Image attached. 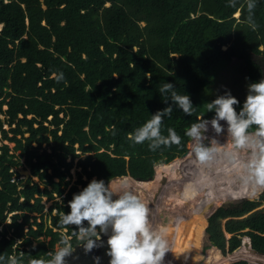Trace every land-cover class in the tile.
Returning <instances> with one entry per match:
<instances>
[{
	"label": "trees",
	"instance_id": "1",
	"mask_svg": "<svg viewBox=\"0 0 264 264\" xmlns=\"http://www.w3.org/2000/svg\"><path fill=\"white\" fill-rule=\"evenodd\" d=\"M246 5L247 0L231 7L228 0H0V139L14 143L13 150L0 144V255L16 257L18 264L50 259L61 238L71 237L58 224L60 216L69 211L73 193L93 178L146 187L150 202L153 191V199H161L156 181L169 175L170 206L157 208V231L176 229L172 257H189L187 251L200 247L204 227L205 264L226 261L218 252H233L243 237L235 256L264 253V189L247 182L244 166L257 151L255 125L246 130L249 144L234 150L230 134L209 127V159L201 162L191 150L165 164L187 150L185 133L192 123L214 116L206 103L216 98L215 79L233 60L242 63L248 84L263 79L264 0H257L251 21ZM61 72L64 79L57 81ZM164 82L189 95L194 109L188 116L173 106L161 133L174 129L180 142L153 151L150 142L129 137L168 106L159 92ZM18 158L29 169L26 179L17 171ZM156 162L163 164L155 167V179L146 180ZM73 166L76 179L62 195ZM200 197L208 202L201 205ZM43 198L51 201L47 211ZM240 198L253 199L217 208ZM183 216L187 225L181 232ZM165 218L171 222L162 224ZM70 243L82 242L72 237ZM259 260L264 264V255Z\"/></svg>",
	"mask_w": 264,
	"mask_h": 264
},
{
	"label": "clouds",
	"instance_id": "2",
	"mask_svg": "<svg viewBox=\"0 0 264 264\" xmlns=\"http://www.w3.org/2000/svg\"><path fill=\"white\" fill-rule=\"evenodd\" d=\"M236 3L237 0H228L230 7ZM256 3L257 0H247L249 21L252 20L251 13ZM55 79L63 80V73L56 74ZM159 92L168 106L151 114V119L136 128L129 137L137 144L150 142L149 147L153 151L161 145L168 146L180 142V137L174 129L169 128L167 136L161 133L162 120L171 115L173 106L188 116L194 109L189 95L178 94L173 82H164ZM206 106L208 112L214 113L213 118L200 119L192 123L185 133L192 139V151L195 156L203 162L212 155L210 147L204 143L209 127L216 134L226 131L231 135L235 145L244 146L250 141V137L245 134L246 130L255 125L253 143L257 151L246 165L247 182L257 191L264 189V79L247 85L242 102L226 89L222 95H217L215 99L206 103ZM220 121H224V125H221ZM213 140L216 139L210 141ZM111 184V180L106 184L104 179L93 178L86 186L73 193L67 203L69 211L64 212L58 221L61 227L69 229L71 237L67 235L62 237L61 246L50 254V259L46 262L33 260L32 264H68L66 258L71 257L75 250L70 243L72 237L79 239L82 242L80 246L86 252H90L98 246L102 235L107 236L106 255L110 257L108 264H162V259L168 252L167 241L164 235L151 225L147 205L127 184L121 185L118 191L112 190ZM59 202L62 204L60 199ZM70 225H74L75 228L70 229ZM246 238L249 242L248 247L251 248L250 240ZM243 241L244 237L240 246ZM240 246L237 249H240ZM254 252L259 255L258 252ZM98 260L99 258H96V264ZM0 264H18V260L16 257L6 260L0 255Z\"/></svg>",
	"mask_w": 264,
	"mask_h": 264
},
{
	"label": "rangeland",
	"instance_id": "3",
	"mask_svg": "<svg viewBox=\"0 0 264 264\" xmlns=\"http://www.w3.org/2000/svg\"><path fill=\"white\" fill-rule=\"evenodd\" d=\"M238 15H239L238 12H237V14L235 13V16L236 17ZM262 62L264 64V60ZM242 70H243L242 63L240 61L233 60L229 64V66L226 67L225 70L221 71L219 73V75L217 76V78L215 79V82H214V85H213L214 94L216 96L217 95H222L224 93V91L227 89V90H230L231 95L234 96L236 99H242V100H244L245 95H246V92H247V85H248V83L246 82V80L244 79V77L242 75ZM263 79H264V77H263ZM5 108H6V106L4 105L3 106V109H5ZM1 117H3V116H1ZM212 118L205 119V120H211ZM221 123L222 122L220 121V124ZM3 128L8 129L9 126L6 125V124H4L3 125ZM248 133H252V132H248ZM209 134H211V133H209V131H208L206 133V135H209ZM231 142H233V140ZM2 143L7 144L9 146V148L13 150V146H14V143L13 142L8 141V140H2V139H0V144H2ZM204 143H205L206 146L208 144H210L207 141V139H205ZM188 144H187V150H188V154H189V152L192 150V147H193L192 139L191 138H190V142ZM236 146L237 145L234 146L233 150L236 149ZM188 154L186 156H188ZM186 156L181 157V155H180V156L174 158L172 161H170L168 163H165V164H169V163L174 162L176 160H183ZM18 159H19V162L22 165L19 166V168L17 169V171H18V173H19V175H20L21 178L26 179L29 176V173H30L29 172V169L27 167H25V165L23 164V159L22 158H18ZM69 159H70V157H68L67 160H69ZM75 162H76V159L74 160V163ZM159 164H163V163H159ZM159 164H156V165L153 166L152 175H151V177L149 179H146V180L152 181V180L155 179V167L157 165H159ZM247 164H245L244 166H246ZM244 166H242L239 169H242ZM75 170H76V167L75 166H73L70 169L71 177L70 178L69 177H66V180L69 182V185L65 188L64 193L62 195L66 194V192L69 189V187L75 181V179H76ZM232 175H233V173L228 175V176H230V181L233 180L234 175L233 176ZM171 177L172 176L169 175V176H166V177L159 178L158 181H156L159 184V186H160L159 196L161 197V199H158V200H157V198H154L153 199L154 195L157 196V194H156L157 192L153 191L155 194H153V197L151 196V198H149L150 202H146V199H145V197H146V187L140 189V188H137V187H135L133 185H129V184L123 182V181H118L119 179H116V181H114V183L111 184L110 186H111L112 190H114V191H118L120 189L121 185H123V184H127L128 186H130V188L133 191V193L136 194L145 204L147 203L146 205H147L148 210H149L148 211V219H149L151 225L153 226V228L157 230L159 228V224H160L157 208L160 205H162L161 207H164V206L168 207V205H169L168 204L169 200H168L167 194H169L168 193V190H169V187L170 186H169L168 182L171 179ZM130 178L133 179V180H135V181H137V179H135V178H133L131 176H130ZM227 178L229 179V177H227ZM32 180H34L36 182H39V179L37 177H32ZM54 180H57V179L55 178ZM121 180H123V179H121ZM146 180H144V181H146ZM228 183H230V182H228ZM150 186H152V185H150ZM202 196H203V194H202ZM201 197L199 198V202L201 203V205H203L202 202H208V200L206 201V199H203ZM214 198L215 197L212 198V201H210L209 204L213 202ZM253 198H256V197H253ZM59 199H60V197H57L56 198V200H58V202H59ZM43 203H44V211H47V209L49 208V206L51 204V201H46L45 198H43ZM209 204H207V205L209 206ZM262 207H264V203H263ZM170 208L173 209V211H172L173 213H177V214H180V210L185 211V210H188L189 209V207H187V206L181 207L180 210L179 209H176V207H174V208L173 207H170ZM54 212H56L55 209L52 210V213H54ZM156 214H157V216H155ZM183 214H184V212H183ZM186 219H187V217H184L183 216V222L184 223H185V220ZM169 222H171V219H169V220H167V218L161 219V223L162 224H169ZM186 225L184 226V230H186L185 229ZM205 228L206 227L203 228L204 231H205ZM204 231H203V233L201 235V238H200V241H201L200 247L197 246V247L191 248V250L187 251V256H189V257H183V255H182V257L179 259L178 256H180V255L177 254L174 257H172V255H171V253H174L175 252L173 250L178 245V239L176 240V238H177V236H176V234H177L176 233V229H175V232L173 231V228L172 227H169V226L164 227V230L163 229H160L158 232H160L162 234L164 233V237H165V239L167 241V248H168V252L165 253L166 255H164V257L162 259V261H163L162 264H168V263H164L165 262V259H166V261H167V259L169 261H172L173 260V263L172 264H184V262H186L187 260H189V262H191L190 264H205L206 261H207V256H209V255H207V252H208V249L209 248L208 249H203V246H204V243H205L204 242L205 241L204 240V238H205ZM61 232L64 234L65 233V229H62ZM59 247L60 246H57L56 245L54 248H55V250L56 249L58 250ZM237 252H240V250L237 249ZM234 253H235V251L232 252V253H228L226 255H222L220 253V251H219L218 254L220 256H222V257L227 258V260L226 261H222V262H217V263H213V261H210V264H229V263H232V262H235V261H240V260H245V261H247L250 264H261V263H259L260 262L259 255L258 256L255 255L254 257L253 256L246 257L247 258L246 259L242 255L235 256ZM169 258H171V260ZM68 264H73V263L72 262H68Z\"/></svg>",
	"mask_w": 264,
	"mask_h": 264
},
{
	"label": "water",
	"instance_id": "4",
	"mask_svg": "<svg viewBox=\"0 0 264 264\" xmlns=\"http://www.w3.org/2000/svg\"><path fill=\"white\" fill-rule=\"evenodd\" d=\"M189 142H190V139H189L188 143ZM187 154H188V150L184 151L181 154V157H184ZM156 164H159V163L156 162L154 165H156ZM135 179L141 180L140 178H135ZM262 192H260V193H262ZM258 195L256 197H258ZM248 199H252V198H240V199L228 201V202H225V203L219 205L217 208H219V207H223V208L236 207V206L241 205L245 200H248ZM217 208H215L210 213V215L213 214L216 211ZM210 215H208V216H210ZM106 240H107V236L102 235L101 236V241H98V246L94 247L90 252H86L82 248V246H80V244L76 245L74 247L75 250H74L72 256L66 258L67 261L68 262H72L73 264H96V258H99L98 264H108V261H109L110 257H108L106 255V252H107ZM258 254L259 255H264L263 253H260V252H258Z\"/></svg>",
	"mask_w": 264,
	"mask_h": 264
},
{
	"label": "bare ground",
	"instance_id": "5",
	"mask_svg": "<svg viewBox=\"0 0 264 264\" xmlns=\"http://www.w3.org/2000/svg\"><path fill=\"white\" fill-rule=\"evenodd\" d=\"M209 138V140L212 138L211 136H208ZM130 177V176H129ZM110 180H112V178L110 179ZM110 180H108V181H110ZM137 181H144V180H137ZM178 227H179V229L181 230V232H182V230L184 229V222H183V220L182 221H180V223L178 224Z\"/></svg>",
	"mask_w": 264,
	"mask_h": 264
}]
</instances>
